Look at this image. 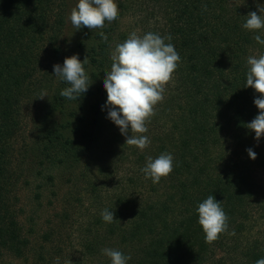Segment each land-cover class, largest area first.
Masks as SVG:
<instances>
[{"label":"trees","instance_id":"obj_1","mask_svg":"<svg viewBox=\"0 0 264 264\" xmlns=\"http://www.w3.org/2000/svg\"><path fill=\"white\" fill-rule=\"evenodd\" d=\"M78 2L0 0V264H111L104 248L128 264L264 258V230L244 235L264 211L254 182L264 147L246 127L259 94L245 87L247 57L264 45L243 28L264 0H116L118 19L96 30L71 24ZM133 32L171 35L181 57L143 151L126 145L104 107L111 51ZM73 55L88 57L94 82L75 101L60 95L68 85L53 69ZM162 153L174 170L154 184L141 169ZM209 195L229 217L211 244L197 212ZM105 209L120 222H104Z\"/></svg>","mask_w":264,"mask_h":264},{"label":"clouds","instance_id":"obj_2","mask_svg":"<svg viewBox=\"0 0 264 264\" xmlns=\"http://www.w3.org/2000/svg\"><path fill=\"white\" fill-rule=\"evenodd\" d=\"M257 12H250L245 17L243 28L259 32L254 36L255 41L264 45V5L257 3ZM119 17L116 0H79L71 9L69 20L78 30L86 27L90 30L103 29L105 23H111ZM103 35V33H101ZM107 41V36H104ZM171 41V35L162 37L148 32L142 36L133 32L123 43H119L111 51V70L105 72L104 87L107 92L108 118L120 129L126 138V145L135 146L143 151L151 140L147 135V124L156 114V106L164 100L166 86L173 80L181 57ZM89 63L86 56L81 62L78 55L64 60L63 66H53L54 76L65 82L60 95L68 100H80L94 83L85 69ZM248 71L246 75L247 88H253L259 94L254 103L260 110L259 114L246 125L254 131L256 140L264 137V55L247 57ZM41 98L47 97L41 92ZM129 130L131 135H129ZM252 160L257 158L255 151L247 149ZM174 170V157L170 153H162L157 158H147V163L141 171L145 179H151L159 184L162 178L169 176ZM112 190V189H109ZM199 224L205 233V240L211 244L221 234L228 231L229 217L222 203L213 195H209L197 207ZM101 217L106 223L120 222L115 219L113 211L105 209ZM138 218V217H137ZM234 234V233H232ZM103 255L111 260V264H128L131 256L125 255L112 248L102 249ZM255 264H264V258Z\"/></svg>","mask_w":264,"mask_h":264},{"label":"rangeland","instance_id":"obj_3","mask_svg":"<svg viewBox=\"0 0 264 264\" xmlns=\"http://www.w3.org/2000/svg\"><path fill=\"white\" fill-rule=\"evenodd\" d=\"M256 147H264V137H261L259 141H255ZM254 182L257 190V200L264 205V167L255 169ZM260 205V204H257ZM247 230L245 232L246 237H256L264 230V211L259 206L252 215L250 221L247 224ZM14 264H23L21 261H16Z\"/></svg>","mask_w":264,"mask_h":264}]
</instances>
